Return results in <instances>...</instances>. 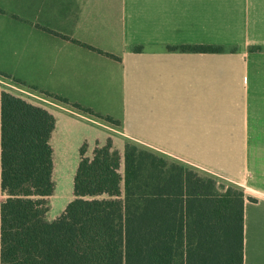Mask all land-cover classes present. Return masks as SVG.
Here are the masks:
<instances>
[{
	"label": "crops",
	"instance_id": "obj_1",
	"mask_svg": "<svg viewBox=\"0 0 264 264\" xmlns=\"http://www.w3.org/2000/svg\"><path fill=\"white\" fill-rule=\"evenodd\" d=\"M199 45L222 50L169 49ZM0 75L118 122L24 90L55 120L52 179L60 131H103L86 157L134 141L255 198L242 264H264V0H0Z\"/></svg>",
	"mask_w": 264,
	"mask_h": 264
},
{
	"label": "trees",
	"instance_id": "obj_2",
	"mask_svg": "<svg viewBox=\"0 0 264 264\" xmlns=\"http://www.w3.org/2000/svg\"><path fill=\"white\" fill-rule=\"evenodd\" d=\"M40 93L118 125L64 97ZM54 125L45 108L0 89V264H242L244 202L256 199L128 139L121 155L111 138L96 144L91 157L86 144L80 146L73 198L48 220Z\"/></svg>",
	"mask_w": 264,
	"mask_h": 264
},
{
	"label": "rangeland",
	"instance_id": "obj_3",
	"mask_svg": "<svg viewBox=\"0 0 264 264\" xmlns=\"http://www.w3.org/2000/svg\"><path fill=\"white\" fill-rule=\"evenodd\" d=\"M9 82L13 86L16 87L12 88L4 83H0V89L10 91L13 94L19 95L22 98L28 100L29 102H33V98L28 96L26 93H23L24 90L29 92L30 94H37L43 96L39 91L32 90L31 88L25 86H18L12 79H8ZM23 89V90H22ZM22 90L23 92H21ZM34 103L37 104V101ZM33 103V104H34ZM59 105H66L56 102ZM58 138L54 144V174H53V183L55 184V191L54 193L48 197L49 208L50 205L51 209H48L47 215H52L57 212L61 206V204L65 203L67 205L73 198L72 193V184H73V177L74 172L77 166V158H78V149H76L77 144L79 147L86 142H90L92 137L94 136H101L103 131H60ZM111 132V131H109ZM112 133V132H111ZM115 134V133H113ZM58 134H55V138ZM86 141V142H85ZM87 146V145H86ZM220 180V179H218ZM221 181V180H220ZM224 181V180H222ZM227 183V182H225ZM4 199V196L0 194V201Z\"/></svg>",
	"mask_w": 264,
	"mask_h": 264
},
{
	"label": "built area",
	"instance_id": "obj_4",
	"mask_svg": "<svg viewBox=\"0 0 264 264\" xmlns=\"http://www.w3.org/2000/svg\"><path fill=\"white\" fill-rule=\"evenodd\" d=\"M2 81L0 80V83H1ZM9 86V85H8ZM10 87H12V88H15L16 89V87H14V86H10ZM21 91V90H20ZM21 92H23V91H21ZM23 93H25V92H23Z\"/></svg>",
	"mask_w": 264,
	"mask_h": 264
}]
</instances>
